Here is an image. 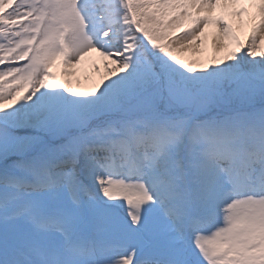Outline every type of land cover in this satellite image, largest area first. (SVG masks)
<instances>
[{"label": "snow or ice", "instance_id": "1", "mask_svg": "<svg viewBox=\"0 0 264 264\" xmlns=\"http://www.w3.org/2000/svg\"><path fill=\"white\" fill-rule=\"evenodd\" d=\"M0 264H264V0H0Z\"/></svg>", "mask_w": 264, "mask_h": 264}, {"label": "bare ground", "instance_id": "2", "mask_svg": "<svg viewBox=\"0 0 264 264\" xmlns=\"http://www.w3.org/2000/svg\"><path fill=\"white\" fill-rule=\"evenodd\" d=\"M233 23H236L235 21H233ZM246 28H244L242 30L241 33H239L241 35V39H243V32H246ZM215 35V29L213 27H209V29L207 30V40L203 46V48L198 51V52H186L183 57L185 59H187V56L189 57L187 60H191V62L194 65H198L200 63H207L209 61H212L213 57H222L225 55L224 51H221L219 53L215 52L212 46V38ZM182 57V58H183ZM103 62V61H102ZM199 63V64H198ZM100 66H97L99 68V72L94 71V73H92L93 71L91 70L90 72V66H88V68H85L83 71L86 72V76L83 77V73H79L78 70L77 71V75L73 76V77H66V76H61V81L62 83L68 84L73 91H84V90H88L92 87V84L95 82H98L100 80V78L103 76L104 74V67L103 65L99 64ZM196 67V66H195ZM78 77V78H77ZM56 80L55 82H59L60 83V77H55Z\"/></svg>", "mask_w": 264, "mask_h": 264}, {"label": "rangeland", "instance_id": "3", "mask_svg": "<svg viewBox=\"0 0 264 264\" xmlns=\"http://www.w3.org/2000/svg\"><path fill=\"white\" fill-rule=\"evenodd\" d=\"M189 57L187 56V59H188ZM183 59L186 61V62H188V63H190V64H192L194 67L196 66L197 67V65H194L192 62H191V60H187V59H185L184 57H183ZM93 64L97 67V66H100L99 64H101V65H103L104 64V62H102V60H100V58H98V57H96L95 56V54H91V57L86 61V63H84V64H82L81 66H78V71H79V73L81 74V73H83V77L84 76H86V72L85 71H83L85 68H88V66H90V72H91V70L93 71L92 73H94V70H93ZM199 64V63H198ZM204 63L202 62V63H200L199 65H198V67H200V66H202ZM51 71H52V73H53V75L55 76V77H60V83H62V81H61V72H62V68H61V66H60V63L59 62H57L56 63V65H54L53 66V68L51 69ZM95 74V73H94ZM78 78V77H77ZM55 82V81H54Z\"/></svg>", "mask_w": 264, "mask_h": 264}]
</instances>
